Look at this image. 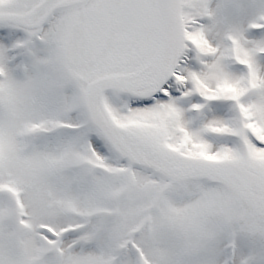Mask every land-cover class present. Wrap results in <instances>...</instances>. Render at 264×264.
Returning a JSON list of instances; mask_svg holds the SVG:
<instances>
[{
	"label": "snow or ice",
	"instance_id": "1",
	"mask_svg": "<svg viewBox=\"0 0 264 264\" xmlns=\"http://www.w3.org/2000/svg\"><path fill=\"white\" fill-rule=\"evenodd\" d=\"M0 264H264V0H0Z\"/></svg>",
	"mask_w": 264,
	"mask_h": 264
}]
</instances>
